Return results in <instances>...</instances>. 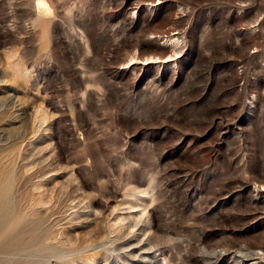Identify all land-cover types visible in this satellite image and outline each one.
Returning a JSON list of instances; mask_svg holds the SVG:
<instances>
[{
	"label": "rangeland",
	"instance_id": "obj_1",
	"mask_svg": "<svg viewBox=\"0 0 264 264\" xmlns=\"http://www.w3.org/2000/svg\"><path fill=\"white\" fill-rule=\"evenodd\" d=\"M0 264H264V0H0Z\"/></svg>",
	"mask_w": 264,
	"mask_h": 264
},
{
	"label": "bare ground",
	"instance_id": "obj_2",
	"mask_svg": "<svg viewBox=\"0 0 264 264\" xmlns=\"http://www.w3.org/2000/svg\"><path fill=\"white\" fill-rule=\"evenodd\" d=\"M40 3H41V5L43 4V1H39ZM40 3H39V5H40ZM45 4H43V6H44Z\"/></svg>",
	"mask_w": 264,
	"mask_h": 264
}]
</instances>
